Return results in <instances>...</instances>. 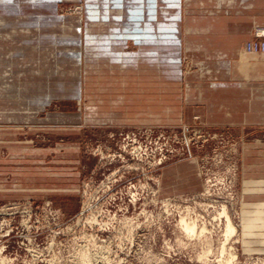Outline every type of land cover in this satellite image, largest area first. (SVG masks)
<instances>
[{
    "label": "rangeland",
    "instance_id": "obj_1",
    "mask_svg": "<svg viewBox=\"0 0 264 264\" xmlns=\"http://www.w3.org/2000/svg\"><path fill=\"white\" fill-rule=\"evenodd\" d=\"M90 1L55 0L56 21L37 24L29 16L52 9L43 0L11 1L30 23L20 71L0 70V264H264V24L221 55L187 36L183 0L191 49L169 41L164 67L99 48L148 30L145 12L122 24L145 11L138 0ZM130 39L124 51L142 47Z\"/></svg>",
    "mask_w": 264,
    "mask_h": 264
},
{
    "label": "crops",
    "instance_id": "obj_2",
    "mask_svg": "<svg viewBox=\"0 0 264 264\" xmlns=\"http://www.w3.org/2000/svg\"><path fill=\"white\" fill-rule=\"evenodd\" d=\"M12 0H0V7L6 11V15H0V56L8 57L10 60L6 61V64L12 65L13 68H7L4 63L0 64V70H10L14 72L20 71L22 64L24 63L22 60V56L28 55L24 51L23 43V33L20 32L22 30L23 24H28L30 22L23 21V18L19 16L17 10L13 8L11 5ZM40 3L42 0H35ZM101 0H98L100 3ZM104 7L112 6L113 9H116L118 5L113 4L111 0H103ZM138 6L145 7L142 10H130V14H134V16L130 15V18L122 21L123 25L131 24L136 25L140 24V19H138L137 14L140 11L141 14L145 12L142 17L145 16L146 21H144L147 26L146 31L144 33H133L117 35L110 33L107 36H102L99 42V48L102 49L103 54H127V55H140L143 54L147 57L156 56L158 57V62L160 66H168V47L169 41H173L172 48H175V54H180V49H191V46L188 44H184L183 39L184 35L180 32V23L183 21L185 15L182 8L183 0H138ZM89 7H94L95 5L90 3V0H86ZM109 2H111L109 4ZM189 6L191 5V16L190 20L186 22V24L190 23L191 25L186 27L188 33L187 36L191 39L201 41V45L208 49H218L223 50L220 51L221 55L231 54L235 49H237L243 40L249 37L250 27L252 28L255 25L264 24L263 22V5L260 4L259 0H188ZM44 5L50 7V13H53L55 8V0H43ZM200 6H195L198 4ZM8 5V7L6 6ZM133 6V4H130ZM100 7L98 4L96 5V11L99 10ZM169 7L172 12H174V16L171 18L175 19L176 27L171 28L169 30V16L168 10ZM209 7V8H208ZM134 8V7H133ZM206 8L207 15L200 16L198 15L199 9ZM254 9L255 16L250 17L249 11L250 9ZM2 10V11H3ZM95 11V12H96ZM1 12V11H0ZM49 16H29L31 22L37 23H45V22H55V14H50ZM189 12L187 11V14ZM123 13H120V16L117 14L116 16L120 19H123ZM53 15V16H52ZM259 15V17H258ZM151 18H150V17ZM187 18V17H186ZM151 23L156 24L155 33L151 32ZM128 29V28H127ZM170 31V32H169ZM19 32V33H18ZM142 35V36H141ZM133 38L134 41H139L140 44L137 49H127L128 51H124L123 42L126 40H131ZM140 39V40H139ZM22 41V43H21ZM132 41V40H131ZM21 43V44H20ZM122 43V44H121ZM132 43V42H131ZM190 44V43H189ZM122 45V46H121ZM116 46V48H115ZM117 46H121V49H117ZM123 47V48H122ZM197 48V47H196ZM39 54L36 50H33L30 55ZM206 53V52H205ZM15 56L16 58H11L10 56ZM22 57V58H18ZM21 61V63H19ZM179 62H176V66H178ZM177 68V67H176ZM14 69V70H13ZM36 72V71H35ZM178 73V69L175 73ZM38 73V71H37ZM32 85L30 87L35 88L37 85L31 82ZM39 84V82H38ZM216 85L215 83H213ZM23 85V84H22ZM24 86V85H23ZM25 87L26 84H25ZM36 101V100H35ZM15 103H23V100L14 101ZM34 103V102H33Z\"/></svg>",
    "mask_w": 264,
    "mask_h": 264
},
{
    "label": "bare ground",
    "instance_id": "obj_3",
    "mask_svg": "<svg viewBox=\"0 0 264 264\" xmlns=\"http://www.w3.org/2000/svg\"><path fill=\"white\" fill-rule=\"evenodd\" d=\"M263 31H264V28H261ZM206 189V188H205ZM221 215H223L224 216V228H223V230H224V234L223 235H225L226 237H228V236H231V235H233L232 233H236V228H235V226H234V224H233V222H232V220L230 219L231 217H230V215H228V213H227V211H226V208L224 207V206H222V208H221V213H220ZM219 214V215H220ZM220 215V216H221ZM180 225H181V229H183L184 230V232H186L187 234H191V236H193L192 234L194 233V235H196L195 234V232H197V229H198V227H197V224H196V222H194V221H189V220H186L184 217H181V219H180ZM199 230V229H198ZM205 230H207L204 226H202L201 228H200V233L201 232H204ZM234 233V234H235ZM199 233H197V235H198ZM200 235V234H199ZM189 236V235H188ZM225 237V238H226ZM227 239H229V237L227 238ZM226 240V239H225ZM225 242V241H224ZM222 244H220V246H221ZM208 246V245H207ZM209 247V246H208ZM225 246L224 245H222L221 247H220V250H221V252L224 254L225 253ZM207 250H208V248H207ZM224 251V252H223ZM231 253V252H230ZM202 255V254H201ZM229 256V255H228ZM226 258H228V257H226ZM227 261H228V259H227Z\"/></svg>",
    "mask_w": 264,
    "mask_h": 264
},
{
    "label": "built area",
    "instance_id": "obj_4",
    "mask_svg": "<svg viewBox=\"0 0 264 264\" xmlns=\"http://www.w3.org/2000/svg\"><path fill=\"white\" fill-rule=\"evenodd\" d=\"M261 32V31H260ZM259 48H261L262 50L264 49V45H262V46H259ZM258 49V46H253V45H250V46H248V50H250V52H254V51H256Z\"/></svg>",
    "mask_w": 264,
    "mask_h": 264
}]
</instances>
